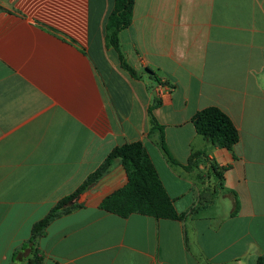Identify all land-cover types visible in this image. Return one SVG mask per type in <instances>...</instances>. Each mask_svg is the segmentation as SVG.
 <instances>
[{"label":"crops","instance_id":"0c3cea01","mask_svg":"<svg viewBox=\"0 0 264 264\" xmlns=\"http://www.w3.org/2000/svg\"><path fill=\"white\" fill-rule=\"evenodd\" d=\"M113 6L0 0V264H264V0H136L120 43L140 79L106 45ZM156 103L169 156L205 153L195 172L149 135ZM209 107L238 130L232 152L197 133ZM139 141L185 220L102 210L128 183L116 163L32 244L37 222Z\"/></svg>","mask_w":264,"mask_h":264},{"label":"trees","instance_id":"16d2710c","mask_svg":"<svg viewBox=\"0 0 264 264\" xmlns=\"http://www.w3.org/2000/svg\"><path fill=\"white\" fill-rule=\"evenodd\" d=\"M135 1L114 0V6L108 16L105 30L106 45L108 48H113L118 54L121 68L133 78L140 79L141 76L128 63L120 43L121 32L132 25ZM152 74L155 76V80L160 82L156 75ZM157 106L158 104L156 103L149 109L152 124L149 135L159 134V145L166 152L173 165L181 166L187 172H195L198 169L199 162L205 158V153H194L186 166L171 158L167 151L163 127L158 123L153 113ZM192 122L197 133L217 148L232 152L234 146L239 142L240 135L234 123L218 107H209L197 112ZM116 163H121L124 166L128 176V183L102 202L100 206L102 210L122 218H128L133 214L145 215L157 220L183 221L187 218L185 214L180 215L175 210L173 201L167 194L144 143L139 141L115 147L102 165L86 179L75 193L61 200L48 216L37 222L32 231V244L37 238L44 235L54 219L80 207L78 204L71 207L67 205L97 184L102 177L112 170ZM213 167L217 171V167L215 165ZM223 170H227V168L224 167ZM218 176L221 177L219 173ZM37 256L39 255L37 254Z\"/></svg>","mask_w":264,"mask_h":264},{"label":"rangeland","instance_id":"374dc122","mask_svg":"<svg viewBox=\"0 0 264 264\" xmlns=\"http://www.w3.org/2000/svg\"><path fill=\"white\" fill-rule=\"evenodd\" d=\"M59 12H60V17H62L61 16V12H62V7H60V9H59ZM62 23H65L64 21H62L61 19H60V26H62L63 24ZM61 28V27H60ZM81 28V27H80ZM81 35H79V37H80ZM148 71H151L150 69H147Z\"/></svg>","mask_w":264,"mask_h":264},{"label":"water","instance_id":"95a60500","mask_svg":"<svg viewBox=\"0 0 264 264\" xmlns=\"http://www.w3.org/2000/svg\"><path fill=\"white\" fill-rule=\"evenodd\" d=\"M79 197L76 200L71 201L67 206L71 207V206H74L75 204H77Z\"/></svg>","mask_w":264,"mask_h":264},{"label":"built area","instance_id":"2783aa9c","mask_svg":"<svg viewBox=\"0 0 264 264\" xmlns=\"http://www.w3.org/2000/svg\"><path fill=\"white\" fill-rule=\"evenodd\" d=\"M167 87H164V89H166Z\"/></svg>","mask_w":264,"mask_h":264}]
</instances>
